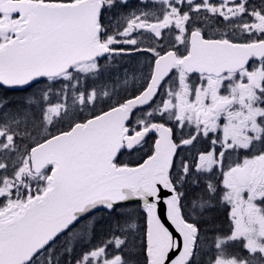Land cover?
Segmentation results:
<instances>
[{
	"label": "snow or ice",
	"instance_id": "obj_1",
	"mask_svg": "<svg viewBox=\"0 0 264 264\" xmlns=\"http://www.w3.org/2000/svg\"><path fill=\"white\" fill-rule=\"evenodd\" d=\"M0 264H264V0H0Z\"/></svg>",
	"mask_w": 264,
	"mask_h": 264
}]
</instances>
